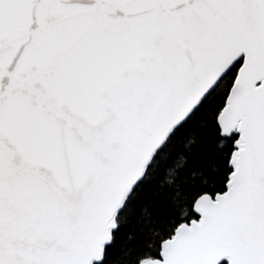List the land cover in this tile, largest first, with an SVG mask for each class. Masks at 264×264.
Returning a JSON list of instances; mask_svg holds the SVG:
<instances>
[{
    "label": "snow or ice",
    "instance_id": "6c2138e0",
    "mask_svg": "<svg viewBox=\"0 0 264 264\" xmlns=\"http://www.w3.org/2000/svg\"><path fill=\"white\" fill-rule=\"evenodd\" d=\"M0 264H264V0H0Z\"/></svg>",
    "mask_w": 264,
    "mask_h": 264
}]
</instances>
